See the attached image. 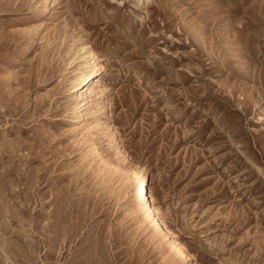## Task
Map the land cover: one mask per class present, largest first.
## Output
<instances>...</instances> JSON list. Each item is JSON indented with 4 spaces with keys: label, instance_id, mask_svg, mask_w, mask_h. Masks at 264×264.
Instances as JSON below:
<instances>
[{
    "label": "rangeland",
    "instance_id": "obj_1",
    "mask_svg": "<svg viewBox=\"0 0 264 264\" xmlns=\"http://www.w3.org/2000/svg\"><path fill=\"white\" fill-rule=\"evenodd\" d=\"M0 264H264V0H0Z\"/></svg>",
    "mask_w": 264,
    "mask_h": 264
},
{
    "label": "bare ground",
    "instance_id": "obj_2",
    "mask_svg": "<svg viewBox=\"0 0 264 264\" xmlns=\"http://www.w3.org/2000/svg\"><path fill=\"white\" fill-rule=\"evenodd\" d=\"M82 58H83L82 61H84L83 68L84 67L91 68L92 65H96L95 63L96 59L89 50L87 49L84 50V55L82 56ZM97 71L98 69L95 68L92 70L91 75H86L83 78L77 80L76 85L78 86V88L72 93L80 90L82 88V85H85L90 79H92V77L95 76L94 74ZM92 82L94 81L92 80ZM135 195L137 200L139 201V207L141 209L144 221H147L149 224H151L155 230H156L155 225H157L163 232H165L167 235H170L169 232L166 230V228L163 226L162 222L160 221L158 213L156 212V209H154V206L152 204L151 193L150 191H148V189H146L143 182L139 186ZM170 246L173 253H175V255H180L182 257L184 256V248L179 241L175 239H171Z\"/></svg>",
    "mask_w": 264,
    "mask_h": 264
}]
</instances>
